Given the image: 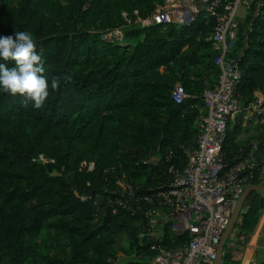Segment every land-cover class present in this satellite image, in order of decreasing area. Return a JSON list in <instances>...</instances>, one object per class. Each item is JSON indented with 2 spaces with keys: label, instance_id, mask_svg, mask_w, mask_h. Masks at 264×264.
Segmentation results:
<instances>
[{
  "label": "trees",
  "instance_id": "obj_1",
  "mask_svg": "<svg viewBox=\"0 0 264 264\" xmlns=\"http://www.w3.org/2000/svg\"><path fill=\"white\" fill-rule=\"evenodd\" d=\"M164 1L0 0V36L30 32L49 83L71 76L41 109L0 89V264H151L153 243L187 242L168 226L152 236L143 199L167 186L197 146L204 95L220 77L207 39L216 20L134 24L124 42L102 38L125 23L123 12L147 17ZM243 20L234 54L246 107L264 93V0H253ZM178 85L188 95L180 103ZM241 119L229 124L226 160L253 152L263 163L264 124ZM39 154L44 161L34 160ZM263 210L264 194L252 191L223 264H240L235 253Z\"/></svg>",
  "mask_w": 264,
  "mask_h": 264
},
{
  "label": "built area",
  "instance_id": "obj_2",
  "mask_svg": "<svg viewBox=\"0 0 264 264\" xmlns=\"http://www.w3.org/2000/svg\"><path fill=\"white\" fill-rule=\"evenodd\" d=\"M252 1L167 0L166 11L147 17H141L137 10L133 11L135 18L123 12L128 25L188 26L200 15L207 21L216 20L207 39L217 51L215 63L220 77L216 87L204 95L206 112L202 116L197 146L187 151L184 169L178 171L167 186L143 199L150 204L145 215L152 236L160 235L161 229L168 226L170 234L189 238L176 247L153 243L151 264H214L221 237L244 190L254 184L264 186V162L257 161L253 152L240 156L230 165L223 149L229 124L238 116L241 115L244 125L264 124V93L256 92L255 99L243 107L237 90L241 71L234 51L242 25L239 11L241 7L248 10ZM121 28L105 30L102 38L122 41ZM186 97L184 88L178 85L174 91L175 101L180 103ZM34 160L44 161L45 156L39 154ZM88 167L92 169L93 164L88 163ZM119 183L123 189L129 188L124 181Z\"/></svg>",
  "mask_w": 264,
  "mask_h": 264
},
{
  "label": "clouds",
  "instance_id": "obj_3",
  "mask_svg": "<svg viewBox=\"0 0 264 264\" xmlns=\"http://www.w3.org/2000/svg\"><path fill=\"white\" fill-rule=\"evenodd\" d=\"M0 59L12 61L14 66L0 63V89L12 96L23 97L25 105L33 103L41 109L50 96V91H58L62 81H71L70 75H45L42 56L37 52L36 42L28 31L15 32L14 35L0 36Z\"/></svg>",
  "mask_w": 264,
  "mask_h": 264
},
{
  "label": "crops",
  "instance_id": "obj_4",
  "mask_svg": "<svg viewBox=\"0 0 264 264\" xmlns=\"http://www.w3.org/2000/svg\"><path fill=\"white\" fill-rule=\"evenodd\" d=\"M242 126L251 125L242 124ZM241 136L245 135L242 134ZM238 236L239 235L235 233L229 236L232 241V245H234L235 239H237ZM235 256L240 259V264H256L264 262V210L256 229L251 235L250 240L246 243L245 248L240 253L236 252Z\"/></svg>",
  "mask_w": 264,
  "mask_h": 264
},
{
  "label": "water",
  "instance_id": "obj_5",
  "mask_svg": "<svg viewBox=\"0 0 264 264\" xmlns=\"http://www.w3.org/2000/svg\"><path fill=\"white\" fill-rule=\"evenodd\" d=\"M54 174L60 175L57 172H55ZM254 190H258L264 194V186L263 185H257V184L250 185L244 190L242 196L238 200V203H237V205H236V207L232 213L230 221H229V223H228V225H227V227H226V229H225V231L221 237L220 243L218 245L217 254H216L214 264H223L224 247H225L226 241L228 240L230 234L232 233L236 224L240 220V217L244 211V206H245V202H246L247 197Z\"/></svg>",
  "mask_w": 264,
  "mask_h": 264
},
{
  "label": "rangeland",
  "instance_id": "obj_6",
  "mask_svg": "<svg viewBox=\"0 0 264 264\" xmlns=\"http://www.w3.org/2000/svg\"><path fill=\"white\" fill-rule=\"evenodd\" d=\"M167 5H168V3H167V0L166 1H164L162 4H159L154 10H153V12L152 13H155V12H158V11H161V12H164V11H166L167 10ZM246 13H247V10L245 9V7H241V9H240V11H239V16H240V20H241V22L242 21H244L243 20V18H244V16L246 15ZM203 17H204V15H202ZM206 16V15H205ZM203 19H205V17L203 18ZM134 24H140V23H134ZM134 24H132V25H134ZM131 25H128L127 24V22L125 21V23L124 24H122L121 26H117V27H122L121 29L123 30H121L123 33H124V37H125V29L126 28H128V27H130ZM117 27H115V28H117ZM112 29H114V28H112ZM103 30V28H93L92 29V33H97V32H100V31H102ZM121 42H124V39L122 40V41H120V43Z\"/></svg>",
  "mask_w": 264,
  "mask_h": 264
}]
</instances>
